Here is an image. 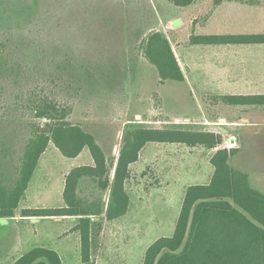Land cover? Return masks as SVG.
Segmentation results:
<instances>
[{
  "label": "rangeland",
  "instance_id": "rangeland-1",
  "mask_svg": "<svg viewBox=\"0 0 264 264\" xmlns=\"http://www.w3.org/2000/svg\"><path fill=\"white\" fill-rule=\"evenodd\" d=\"M212 1L178 8L167 0H0V154L6 177L31 123L39 121L31 112L39 96L71 108V121L107 155L117 156L132 128L219 132L226 146L234 137L239 152L230 165L250 173L264 191V108L213 99L264 94V45L217 54L190 51L188 44L192 33H264V0H224L218 9ZM216 9L219 16L209 21ZM150 31L166 35L184 71L186 65L194 73L189 79L184 74L183 82L159 85L157 70L139 50ZM212 154L202 147L147 145L130 167L126 215L110 222L99 218L94 264H142L149 245L171 236L185 188L209 182ZM59 251L63 264L79 263L76 240L67 238Z\"/></svg>",
  "mask_w": 264,
  "mask_h": 264
},
{
  "label": "trees",
  "instance_id": "trees-1",
  "mask_svg": "<svg viewBox=\"0 0 264 264\" xmlns=\"http://www.w3.org/2000/svg\"><path fill=\"white\" fill-rule=\"evenodd\" d=\"M175 7L186 8L197 0H167ZM224 0H213V6ZM241 4H258V0H238ZM188 44L197 45H263L264 34L195 35ZM146 62L155 67L159 85L165 81L183 82L181 70L166 35L150 31L139 43ZM3 51L0 46V55ZM213 99L228 106L264 108V94L215 95ZM31 112V123L23 152L13 165L11 177L4 173L0 154V218L12 217L38 160L51 143L62 156L77 157L87 148L93 166H81L65 176L62 199L56 209L23 211L32 216H79L72 232L79 234L80 262L94 264L92 241L103 228L99 220L114 221L126 215L129 197L125 185L130 167L148 144L202 147L213 152L209 163L213 169L206 184L185 188L174 229L149 245L142 264H264V191L252 183L250 173L233 168L231 158L239 148L223 145L222 135L211 131L163 128H132L125 131L117 156L107 155L94 136L70 119L72 109L56 101L37 96ZM27 216V215H26ZM13 264H62L59 255L35 247Z\"/></svg>",
  "mask_w": 264,
  "mask_h": 264
},
{
  "label": "crops",
  "instance_id": "crops-1",
  "mask_svg": "<svg viewBox=\"0 0 264 264\" xmlns=\"http://www.w3.org/2000/svg\"><path fill=\"white\" fill-rule=\"evenodd\" d=\"M220 6L221 4L214 7L219 8ZM217 9L211 13L212 15H210L208 19L209 21H213L215 17L217 18L219 16ZM235 46L249 45H197L190 46L189 48L190 51L196 50L202 52L203 50H207L208 52L221 54L223 49ZM176 59L181 70L184 71L180 60H178L177 57ZM185 67L186 72L184 71V74L185 79L187 80L189 79L187 74L189 75L193 72L189 66L185 65ZM220 89H222L221 86ZM81 166H93V161L87 148H84L75 158H66L62 156L51 143L48 144L46 150L36 164L27 185L25 195L20 200L18 207L14 211V215L12 217L0 218V264H13L23 254L35 247L55 251L59 255L62 262L61 252L59 249L67 243V238H72V240H76L77 243L79 242V234L77 232H72V229L80 220L79 216L52 217L32 216L31 214H26V216L23 214V211L62 208L64 206L62 192L64 188L65 176L73 168ZM62 236L64 237L61 238Z\"/></svg>",
  "mask_w": 264,
  "mask_h": 264
},
{
  "label": "built area",
  "instance_id": "built-area-1",
  "mask_svg": "<svg viewBox=\"0 0 264 264\" xmlns=\"http://www.w3.org/2000/svg\"><path fill=\"white\" fill-rule=\"evenodd\" d=\"M231 140H234V142L232 143V141L229 143V145L228 146H235V138L234 137H232V139Z\"/></svg>",
  "mask_w": 264,
  "mask_h": 264
},
{
  "label": "water",
  "instance_id": "water-1",
  "mask_svg": "<svg viewBox=\"0 0 264 264\" xmlns=\"http://www.w3.org/2000/svg\"><path fill=\"white\" fill-rule=\"evenodd\" d=\"M176 23H179V21H177Z\"/></svg>",
  "mask_w": 264,
  "mask_h": 264
}]
</instances>
